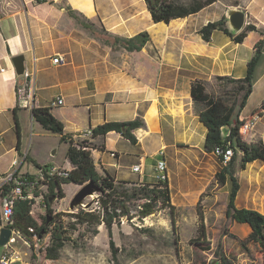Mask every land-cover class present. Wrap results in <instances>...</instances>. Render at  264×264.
Here are the masks:
<instances>
[{"label":"crops","instance_id":"0c3cea01","mask_svg":"<svg viewBox=\"0 0 264 264\" xmlns=\"http://www.w3.org/2000/svg\"><path fill=\"white\" fill-rule=\"evenodd\" d=\"M68 8L91 29L71 18ZM229 8L243 9L244 28L256 29L241 43L221 31L204 41L199 30L225 18ZM142 32L150 40L139 52H127L113 40ZM260 40L252 92L238 119L259 113L254 129L242 141L264 146V0H216L194 15L168 23H154L144 0H0V185L14 171L34 176L38 168L53 166L40 158L46 130L33 119L34 108H48L63 125V135L74 142L104 123L139 118L143 125L132 131L134 144L116 131L86 138L95 145L91 156L96 170L116 181L155 183L157 154L163 150L171 204L185 207V198L192 193L177 185V175L191 171L204 181L199 196L223 168L213 153L204 151L207 130L194 110L191 83L200 79L212 85L216 76L243 78ZM18 55L24 57L22 77L12 63ZM58 55L64 64H53ZM58 98L63 103L52 105ZM57 137L61 141V135ZM242 155L237 151L229 164V174L238 181L234 204L264 214V162L255 160L242 168ZM14 161L18 166H12ZM25 162L36 170L23 172ZM134 165H140L139 173L132 172ZM70 169L69 163L63 170ZM220 186L227 205L230 181ZM249 232L245 230L244 236ZM11 264L30 263L18 257Z\"/></svg>","mask_w":264,"mask_h":264},{"label":"trees","instance_id":"16d2710c","mask_svg":"<svg viewBox=\"0 0 264 264\" xmlns=\"http://www.w3.org/2000/svg\"><path fill=\"white\" fill-rule=\"evenodd\" d=\"M144 1L154 23H168L173 19L194 15L216 2V0ZM67 13L82 27L91 29V25L80 19L74 11L68 8ZM255 29L254 26L247 25L241 32L232 35L226 27L225 18H223L216 22L207 23L199 30V35L204 41L208 42L214 31H221L234 42L241 43L247 33ZM113 40L115 43L120 44L125 51L132 53L139 52L150 40V37L147 32H142L130 38L114 37ZM262 46V40L255 44V53L247 63L246 74L243 78L235 79L230 76H216L214 78L213 82L216 80L226 87L231 86V90H226L223 94L210 92V83L200 79L194 80L190 88L194 110L198 115L199 121L207 130L204 151L206 153H213L218 146L229 143V146L234 151L231 162L234 160L237 151L242 152V168L247 163L255 160L264 162V146L262 142L246 144L238 135L240 125L239 114L252 92L254 70L261 55ZM32 114L33 119L44 130L61 135V141L67 143L66 156L71 169L68 171L66 178H56L48 184L49 193L43 194L46 214L42 216L41 224H38L31 214L32 204H34L35 200L18 198L13 204L10 225L7 228L16 232L19 237L23 238L31 246L33 240L41 242L45 236H49V245L44 250L45 257L49 260L57 259L59 252L63 249L66 242L70 241L67 236L68 230L64 225V217H69L70 221H72L68 224L72 228L74 225H85L94 229L104 226L108 235V246L111 257L115 260L118 256V248L112 237V227L113 224H120L119 217H126L127 220H130L136 215H131L132 211H136L140 217H146L158 210L168 208L173 228H175L176 207L171 204L168 180L164 182H157L155 180V183L116 181L106 172L99 174L91 156V149L95 147L92 142L86 139L77 142L67 140L66 136L63 135V125L52 116L48 108H34ZM227 124L230 125V133L226 138H223L221 130ZM142 125L143 122L139 118L122 123L107 122L92 129L91 139L104 136L110 131H116L134 144L136 143V138L132 134V131L140 128ZM229 164L223 166L214 177L220 185H225L228 180L230 181L225 216L235 223L245 224L249 227L250 232L247 237L239 240L240 245L246 248L247 243L254 244L262 254L264 264V214L256 210L236 208L234 200L238 191V181L237 178L229 174ZM32 177L28 174L22 175V178ZM89 181H94L101 189V192L98 193L100 205L98 212L79 208L77 212H74V210L70 214L59 212L53 215L54 209L51 208L53 202L49 199L56 198L57 200H61L64 198L60 186L61 182L83 185ZM10 187L11 184L1 186L0 193L1 191L9 190ZM24 195H26V192H24ZM34 195L35 197L38 196V192H35ZM138 207L141 208L139 209ZM198 217L201 221L202 216L199 212ZM147 227L149 226L138 229L142 232H149L150 230ZM200 235L204 236L202 222L200 223ZM232 237L235 236L232 235ZM222 261L224 264L226 263L224 257H222Z\"/></svg>","mask_w":264,"mask_h":264},{"label":"rangeland","instance_id":"374dc122","mask_svg":"<svg viewBox=\"0 0 264 264\" xmlns=\"http://www.w3.org/2000/svg\"><path fill=\"white\" fill-rule=\"evenodd\" d=\"M226 90H231V86L226 87L216 80L209 86V91L217 94H223ZM44 134L40 139V158L50 165L68 168L67 145L55 133L45 131ZM35 170L33 164L24 163L23 172L33 173ZM172 177L169 170L170 180ZM201 177L207 179L205 176ZM214 177L206 190L196 196L202 187L200 183L204 181L195 179L191 171L182 176L177 175V185L184 192L189 189L192 195L185 198V207L176 209L175 228L168 208L158 210L148 219V226H151L147 227L149 232H142L130 222L113 224L112 237L118 248L116 260L111 257L104 226L94 229L85 225H74L72 228L68 226L72 222L69 217H64L63 220L70 241L66 242L57 259L49 260L45 257L44 250L49 245V236H45L41 242L33 240L31 246L15 234L12 235L14 240L8 246L1 247L4 248L2 256L9 258V264L18 257L25 258L30 264H224L222 257L226 259L225 264H263L262 254L254 244L247 243L246 248L241 247L239 240L244 239V231L250 229L245 224L233 225V221L225 216L226 198L221 186H216ZM60 186L64 198L55 200L51 208L70 214L72 211L69 204L79 186L68 182H61ZM42 192L46 194L48 189ZM41 201L40 208L33 213L38 224H41L42 216L46 214V209L42 206L44 199L39 200ZM90 202L93 204L91 199L85 200V204ZM198 212L202 216L201 221ZM201 222L204 236L200 235Z\"/></svg>","mask_w":264,"mask_h":264},{"label":"built area","instance_id":"2783aa9c","mask_svg":"<svg viewBox=\"0 0 264 264\" xmlns=\"http://www.w3.org/2000/svg\"><path fill=\"white\" fill-rule=\"evenodd\" d=\"M53 64H64V58L60 55L56 56L52 59ZM63 103V100L61 98H58L55 102L52 103V105H61ZM259 113H254L249 117L241 118L239 119L240 125H239V138L242 140L245 137H241V128H243V125L245 124H252V130L254 129L258 119H259ZM251 132H249L250 134ZM92 135V131L86 132L85 135H83V138H89ZM213 154L219 159L222 166H227L234 155L233 148L229 146V143L227 145H221L218 146ZM160 158L157 160L155 165V180L157 182H164L165 180H168L167 177V165L163 158V150H160L157 154ZM111 156H114V153H111ZM13 167L18 166V162L14 161L12 164ZM140 171V165H134L132 167V172L139 173ZM68 175L67 170H63L56 166H47V167H40L37 170L36 175H34L32 178H22V176H18L17 171H14L12 173L7 174L3 180L1 186L5 184H11V187L7 191H1L0 193V227H8L10 225V217L12 215V207L16 199L18 198H27L28 200L34 199L35 202L32 204L31 214L33 215L34 210L38 207L40 208V202H38V199H44L43 190H47V186L50 182H52L54 179H63L66 178ZM47 185V186H46ZM44 186V187H43ZM24 192H26V195H24ZM35 192H38V196L35 197ZM45 207V204L43 205ZM139 209L141 207H138ZM91 212H98L100 210L99 205V198L98 194L94 196L93 204L91 207L88 208ZM84 209V210H88ZM59 210H53V215L59 213ZM156 213V212H155ZM155 213H152L146 217H140L136 211H132V214H136L133 216L130 220H127L126 217H119L120 223H133L135 227L141 228L148 226V219L152 217ZM141 218V219H140ZM151 227V226H149ZM16 235L17 233L14 232ZM36 240V239H35ZM13 241L12 237L9 241V243L6 245L8 246ZM0 264H9V258L5 255L0 258Z\"/></svg>","mask_w":264,"mask_h":264},{"label":"water","instance_id":"95a60500","mask_svg":"<svg viewBox=\"0 0 264 264\" xmlns=\"http://www.w3.org/2000/svg\"><path fill=\"white\" fill-rule=\"evenodd\" d=\"M225 22L229 33L232 35H236L244 29L246 22V13L241 8H229L225 13ZM12 63L16 75L20 77L24 76V57L22 55L15 56L14 58H12ZM229 133L230 125L227 124L222 128L221 135L223 138H226ZM100 192V187L94 181H89L86 184L79 185L77 193L72 198L69 204V209L71 211L77 210L79 208L88 209L92 205V202L85 204V200L91 199V201H93L94 196ZM49 200L54 202L57 199L50 198ZM13 234L15 233L11 229L6 227L2 228L0 231V247L6 246Z\"/></svg>","mask_w":264,"mask_h":264},{"label":"bare ground","instance_id":"6f19581e","mask_svg":"<svg viewBox=\"0 0 264 264\" xmlns=\"http://www.w3.org/2000/svg\"><path fill=\"white\" fill-rule=\"evenodd\" d=\"M252 131V124H245L243 128H241V137L248 136L249 132Z\"/></svg>","mask_w":264,"mask_h":264}]
</instances>
